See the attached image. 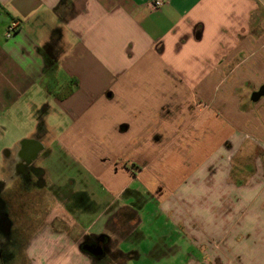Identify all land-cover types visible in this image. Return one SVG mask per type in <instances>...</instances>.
<instances>
[{"label": "crops", "instance_id": "crops-1", "mask_svg": "<svg viewBox=\"0 0 264 264\" xmlns=\"http://www.w3.org/2000/svg\"><path fill=\"white\" fill-rule=\"evenodd\" d=\"M152 1L0 0V107L46 89L35 110L69 121L41 140L54 155L49 167L57 148L95 187L73 214L89 226L38 229L23 248L29 264H264V93L251 99L264 88V0ZM189 99L200 144L186 152L194 155L180 165L186 173L162 194L142 195L156 181L141 183L145 166L124 163L147 158L149 168L158 139L189 132ZM241 150L260 153L253 168L232 161ZM104 212L106 232L93 226ZM87 235L109 239L103 258L81 251Z\"/></svg>", "mask_w": 264, "mask_h": 264}, {"label": "flooded vegetation", "instance_id": "flooded-vegetation-1", "mask_svg": "<svg viewBox=\"0 0 264 264\" xmlns=\"http://www.w3.org/2000/svg\"><path fill=\"white\" fill-rule=\"evenodd\" d=\"M41 140L39 135L32 134L29 138L17 142L15 153L10 148L3 149L4 158L0 165V264L10 262L6 255L14 251L18 244L23 250L31 238L27 235L29 231L32 230L33 234L45 225L51 228L60 227L56 225L59 223L56 221L58 219H44L50 209L51 200L48 196L62 201L63 211L68 216L74 214L76 207H89L85 188L87 184L84 179H78L79 187L73 188L75 180L71 175L80 174L75 163L59 161L55 163L57 170L50 169L52 163L49 164L48 161L51 150L44 148ZM55 150L58 151L57 148ZM63 155L66 159L67 155ZM108 242L106 236L87 235L81 241L80 248L83 244L102 247V255L91 254L97 260L105 256Z\"/></svg>", "mask_w": 264, "mask_h": 264}, {"label": "rangeland", "instance_id": "rangeland-1", "mask_svg": "<svg viewBox=\"0 0 264 264\" xmlns=\"http://www.w3.org/2000/svg\"><path fill=\"white\" fill-rule=\"evenodd\" d=\"M64 77H65L64 74L60 73L59 80H63ZM50 85L51 84L48 83L47 91L49 90ZM45 90L40 89L39 86L34 87L28 93H26L22 97L18 98L17 100L10 101V103H9V105H7L6 109L3 108V105L0 107V165H1L3 158H4L3 149L4 148H10L16 142L22 141L24 135L36 134V135H39L45 143H49L53 140L54 136H56L58 134V127L59 126L64 127L66 124L69 123L68 120L61 119L62 117H60V116H58V117L55 116V114L53 112H50L48 114V116L42 117V114L44 113V111L42 110V107L38 108V110H35L34 105H32L33 102L36 104H39V106H40L42 104L40 102L48 101L49 96L46 94ZM49 104H51V99L49 101ZM178 109H179V107L177 106V110ZM194 109L195 108H194V106H192L191 101L189 99V102H188V113L189 114L187 116L188 119L186 121V124L188 125V127H190L189 132H183V135H181V136L177 135V136L169 138V139L168 138L158 139L159 147H158L155 155H150L151 160L149 163V168H148V163H147L149 161L147 158L143 159V160L141 159L139 161V165H136L137 163H131L130 160H128L127 162L124 163V165H130V167H132L134 170H136L138 167L141 168V166H145L144 169L140 170V174H139L140 179H141V183H146L147 180H151V179L156 181V184H154V186L152 184L151 185L150 184L149 185H141L140 190L142 192H140V193H143L142 195L148 196V195H151V193L152 194L153 193L162 194L163 190L166 189V187L168 189L170 186V185L166 186L165 185L166 183H169V181L178 180L181 176H183L186 173V170L180 169V167H181L180 165L182 163H184V165H186V162H189L191 157L194 156L190 152L188 154H186V152L190 148L195 147L196 143L200 144V141H199L200 137L195 138L194 136H192V134H190L191 133V131H190L191 130V121L194 119V115L196 113V111ZM42 118H43V120H42ZM177 125H179V124H177ZM182 125H184V124H182ZM221 125H222V122H221ZM205 133L206 132H204V134ZM203 140H204V144L206 146V144H208V142H207L208 138H206V136H203ZM225 142H226V140L221 138V145L222 144L225 145ZM166 145L171 146V153H164L163 152V148ZM55 152H57L56 155L58 156L59 161H61V162L71 161L67 157H66V159L64 158L63 154H65V153L62 154L60 151H57V150ZM259 154L253 155V154H250L248 152L245 153V151L241 150L240 152H236L234 155H232L231 159L233 162L234 161L239 162L240 164H244V166L248 165V167L253 168L252 165L254 163V160L259 156ZM130 155L125 154V157L126 156L128 157ZM143 156L147 157V155H143ZM53 159H54V155L51 159L49 158V161H52ZM228 159H229V157L227 158V155H226L225 156L226 162ZM71 177L78 179L77 176H75V175H71ZM78 187L79 186H77V183H76V186L73 185V188H78ZM82 187H84V186H82ZM63 188H67V187H63ZM70 188H68V189H70ZM85 188L87 189L86 191L88 194H90L94 191L92 189H95V187L92 186V188H91L88 185L85 186ZM48 197L51 200V202L49 203V206H50L49 210L50 211L49 210L47 211L48 212L47 217H46L47 214L44 215L45 221H48L52 218L58 219L56 221L59 223H56V225H60V227L62 225H65L66 227H68L70 229L75 228L76 233L83 231L84 229H86L89 226V224H90V221H89L90 218L89 217H87V219H85L84 217H79L76 215H74V216H76L74 218H73V215L68 216L63 211L62 201H59V199L56 201L55 197L54 198H51L50 196H48ZM45 199H47V198L45 197ZM115 206H116V204H114V206H110L109 210H112ZM239 206L242 207V205H239ZM239 206L237 205V206H235V208L238 210V209H240ZM148 210H150V209H148ZM113 213L115 214V212H113ZM115 215L118 216V214H115ZM105 217H106V215L104 212L102 214V216H100V218H98L97 221L95 222V224L93 225L94 228L103 227V230L105 232L109 231L108 228L111 227L109 224L111 217L109 216V218L107 220H105L106 219ZM107 224H108V226H107ZM31 231H29V234H27L29 237L32 236ZM239 238H241V237H239ZM254 238H256V240L258 241V238L255 235L253 237H251L252 241H254ZM115 240H116V238H115ZM249 240H250V237H249ZM144 246H146V242L144 243ZM19 247L20 246L18 244L17 247L14 249V251H12V252L10 251L11 253L6 255L7 256L6 259H9L8 261H10L9 263L7 261L8 264H29L30 263L29 262L30 259L27 260L24 249L21 250ZM80 249L84 253L91 255V253H89L84 248H80ZM256 251L257 250H256L255 246L252 247L251 253L253 254V257H254V255L258 254V252H256ZM103 255H104V253H103ZM243 258H244V255H243ZM36 260H38V262H42L44 259L41 256H39V257H36L34 259V261H36ZM149 261H150L149 259H141V260H136L134 262H137V264H152ZM160 264H163V262H161Z\"/></svg>", "mask_w": 264, "mask_h": 264}, {"label": "water", "instance_id": "water-1", "mask_svg": "<svg viewBox=\"0 0 264 264\" xmlns=\"http://www.w3.org/2000/svg\"><path fill=\"white\" fill-rule=\"evenodd\" d=\"M262 93H264V88L261 87L258 91H255L252 93L251 95V99L252 100H256ZM82 248H84L85 250H87L89 253H91L92 255H96V256H99V255H102V252H103V249L102 247L100 246H93V245H81Z\"/></svg>", "mask_w": 264, "mask_h": 264}, {"label": "built area", "instance_id": "built-area-1", "mask_svg": "<svg viewBox=\"0 0 264 264\" xmlns=\"http://www.w3.org/2000/svg\"><path fill=\"white\" fill-rule=\"evenodd\" d=\"M161 4V0H153L151 2V5L155 8ZM16 28V23L14 21H11L10 24L7 26V31H6V37H9L12 32Z\"/></svg>", "mask_w": 264, "mask_h": 264}, {"label": "trees", "instance_id": "trees-1", "mask_svg": "<svg viewBox=\"0 0 264 264\" xmlns=\"http://www.w3.org/2000/svg\"><path fill=\"white\" fill-rule=\"evenodd\" d=\"M74 83L75 82H72V81L67 83V85H65L63 89L57 94L58 97H63V96L68 95L72 91Z\"/></svg>", "mask_w": 264, "mask_h": 264}]
</instances>
